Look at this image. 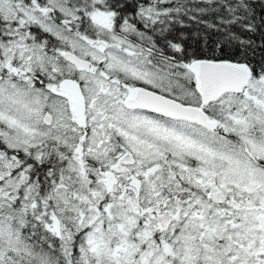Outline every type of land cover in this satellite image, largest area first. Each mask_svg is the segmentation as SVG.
<instances>
[{
	"label": "snow or ice",
	"instance_id": "obj_1",
	"mask_svg": "<svg viewBox=\"0 0 264 264\" xmlns=\"http://www.w3.org/2000/svg\"><path fill=\"white\" fill-rule=\"evenodd\" d=\"M0 264H264V0H0Z\"/></svg>",
	"mask_w": 264,
	"mask_h": 264
}]
</instances>
